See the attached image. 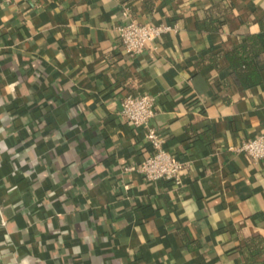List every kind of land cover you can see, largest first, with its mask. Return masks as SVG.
Masks as SVG:
<instances>
[{"label": "crops", "instance_id": "0c3cea01", "mask_svg": "<svg viewBox=\"0 0 264 264\" xmlns=\"http://www.w3.org/2000/svg\"><path fill=\"white\" fill-rule=\"evenodd\" d=\"M123 10L174 30L129 54ZM126 91L179 183L128 169ZM263 128L264 0L0 3V264H264V160L235 149Z\"/></svg>", "mask_w": 264, "mask_h": 264}, {"label": "built area", "instance_id": "2783aa9c", "mask_svg": "<svg viewBox=\"0 0 264 264\" xmlns=\"http://www.w3.org/2000/svg\"><path fill=\"white\" fill-rule=\"evenodd\" d=\"M18 0H0L1 4H16ZM124 19L115 27L118 41L129 54L143 52L148 43L155 42L163 33L174 30L166 21L159 23L139 21L130 16L127 10L122 11ZM119 115L133 127L143 132L144 140L149 145L147 156L135 169L149 181H181V172L187 162L176 157L165 147V138L158 132L153 123L156 114V98L147 93L126 91L120 98ZM237 152L247 155L253 161L264 160V128L255 135L246 138L236 148ZM4 223V222H3Z\"/></svg>", "mask_w": 264, "mask_h": 264}, {"label": "trees", "instance_id": "16d2710c", "mask_svg": "<svg viewBox=\"0 0 264 264\" xmlns=\"http://www.w3.org/2000/svg\"><path fill=\"white\" fill-rule=\"evenodd\" d=\"M243 63H244V65L246 66V65H248V62L246 63V61L245 60H243ZM232 65H233V67H234V73H235V77H236V79L239 81H241V82H243V77H242V66H241V64L239 63H236L235 61H233L232 60ZM251 74L252 73H250V75H249V78L250 79H252L253 77H251ZM253 81H249L250 83H247L248 85H252L256 80H254V79H252Z\"/></svg>", "mask_w": 264, "mask_h": 264}]
</instances>
